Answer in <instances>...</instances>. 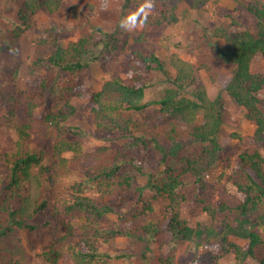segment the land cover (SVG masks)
I'll use <instances>...</instances> for the list:
<instances>
[{
    "label": "trees",
    "instance_id": "obj_1",
    "mask_svg": "<svg viewBox=\"0 0 264 264\" xmlns=\"http://www.w3.org/2000/svg\"><path fill=\"white\" fill-rule=\"evenodd\" d=\"M209 1L194 0V3L201 6ZM12 2L19 5L18 21L13 22L12 27L6 28L4 19L7 16L3 15L4 8L6 11L10 8L0 6V76L7 55L20 50V40L31 25V16L42 9L53 14L65 0ZM243 5L256 19L254 30L250 27L240 30L230 24H220L213 30L204 27L206 40L198 47L214 45L215 59L231 68L232 74L225 87L228 97L244 110L246 119L255 123L254 139L264 142V72L252 70L256 55L264 59V0H248ZM140 19L144 24L161 26L177 21L178 17L172 6L155 14L142 15ZM235 22L238 24V20ZM61 30L55 24L46 28L39 40L40 46L56 45ZM114 33L92 25L90 33L67 46L57 47L51 55L46 57L39 52L38 57H33V69L55 70L57 75L37 86L25 87L19 95L1 93V99L6 102L13 99L15 108L24 109L26 121L17 128L14 147L4 154L6 162L0 175V236L15 230L53 227L60 235H56L43 252L44 259L51 264L108 261L111 253L102 250L98 242L110 243L120 234L132 239L133 245L139 244L142 251L124 248L119 256L145 258L154 251L151 242L160 236L164 250L158 256L161 264H175L169 251L179 242L205 239L223 224L222 229L230 228L231 231L216 244L219 251L215 252L214 259L229 260V264H248V261L264 264V226L254 220L264 215V155L259 150L242 152L237 164L231 167L234 179L230 181L237 188L234 202L200 198L201 211L209 222H200L195 227L181 217V206L189 200L187 187L193 184L206 187V176L213 171L226 145L220 138L222 127L232 123L225 98L221 94L215 98L209 95L201 82L200 70L205 69L214 83L222 81L224 74L176 54L167 63L155 53L145 56L135 51L129 62L133 70L131 80L128 82L115 75L93 94L91 128L87 130L90 136L105 142L123 139L121 146L107 143L86 151L80 142L69 139L67 134L77 131L68 121L76 112L72 99L74 95H81L77 88L78 78L91 60L101 58L102 51H113ZM138 67L162 71L169 85L160 94L147 99V90L152 84L137 72ZM168 67L174 70V76L168 73ZM63 75L65 79L60 82L58 76ZM54 96L58 97L55 106H46L52 103ZM39 107L45 108L42 118L36 115ZM38 122L44 124L52 144V160L48 163L45 162L46 148L40 146L33 150L28 143ZM191 147H197L194 154L188 152ZM67 153H72L71 160L66 157ZM72 168H81L82 180L72 184V194L66 195V187L56 182V178L59 172H69ZM141 176L146 178L144 184L136 182ZM99 180H110L106 195L90 198L75 193L76 187ZM51 185L56 186V203L51 200ZM114 188L120 194L115 204L112 202ZM153 191L154 196L163 197L166 203L158 213L161 214L159 218L157 214L142 224L139 216L155 212L150 198L144 197L145 192ZM134 193L141 197V208L130 209L133 222L122 228L103 226L101 221L110 212L120 213L121 220L127 218L124 211H117L128 205ZM39 216L44 220H39ZM235 225L242 227L241 234L235 231ZM230 233L246 238L247 245L242 247L230 242ZM5 252L9 254L10 264H30L24 248L17 243Z\"/></svg>",
    "mask_w": 264,
    "mask_h": 264
},
{
    "label": "rangeland",
    "instance_id": "obj_2",
    "mask_svg": "<svg viewBox=\"0 0 264 264\" xmlns=\"http://www.w3.org/2000/svg\"><path fill=\"white\" fill-rule=\"evenodd\" d=\"M12 1L0 0V6L3 4L10 8L8 11L4 8L5 13L3 12L4 18L7 16L4 19L6 28L12 27V23L18 21L19 5ZM244 1L248 0H210L207 4L196 6L194 0H65L63 6L53 14L43 9L34 13L30 18V27L24 31L20 40V50L16 54L10 51L11 55H7V63L3 74L0 76V175L6 162L4 154L14 147L15 141L18 139L17 128L26 121L24 109L15 108L13 99L8 102L1 99V93L6 96L19 95L25 87L37 86L43 80L55 77L57 75L55 70L33 69V57H38L39 52L47 57L57 47L67 46L71 42L77 41L83 35L90 33L92 25H97L105 30L115 32L116 41H113V51H102L101 58L91 60L89 65L82 70L77 87L81 95H74L72 103L76 112L68 121L69 125L74 126L77 130L67 134L69 139L80 142L86 151L107 143L113 147H119L123 142V139L115 140L112 143L105 142L101 138L90 136L87 130L91 128L90 116L93 94L100 91L103 84L115 75L128 82L131 80L133 70L129 62L133 52L139 51L145 56L155 53L163 62L167 63H169L171 56L176 54L196 65L207 64L219 74H224L222 81L214 83L205 69L200 70L201 82L206 85L209 95L215 98L221 94L225 98V108L230 113L231 118L229 119L232 120V123H225L222 127L220 138L226 145L213 171L206 176V187L203 189L196 184L187 187L186 194L189 200L184 202L180 209L181 217L188 220L193 227L200 222H209L208 217L202 213V205L198 200L207 198V201L220 202L222 199H227L234 202L237 188L230 181L234 179V177L231 178V167L237 164L239 155L244 151L252 153L259 150L264 155V142H257L254 139L255 123L245 118L244 110L237 107L229 99L225 90L228 78L232 74L231 68L220 64L215 59L216 47L214 45L198 47L206 40L204 27L213 30L220 24H230L232 28L244 30L246 27H250L254 30L256 19L244 7ZM172 6H174L178 17L175 22L153 26L144 24L140 19L142 15L155 14L159 10H165ZM235 18L237 19L235 20ZM237 20L238 24H235ZM52 24L62 28L61 37L56 45L42 48L39 40L45 29ZM252 70L264 72V59L260 55L255 56ZM137 72L152 84V87L147 90V99L160 94L169 85L165 82V74L160 70L138 67ZM168 73L174 76V70L171 67H168ZM58 77L60 82L65 79L64 75ZM262 95L264 96V89ZM57 98L54 96L51 100L52 103H47L46 106L54 107L58 101ZM262 107L264 109V102ZM44 112L45 108L39 107L36 110L37 117L42 118ZM202 117L201 114L200 120ZM49 139L44 124L42 122L36 123L28 143L33 150L40 146L46 148V163L52 160L53 153ZM47 140L48 142H46ZM196 148H188V152L194 154ZM65 155L69 160L72 159V153ZM80 170L81 168H72L69 172L61 171L58 173L56 182L66 187V195L72 194L70 189L72 184L82 180ZM113 179L117 180V178ZM113 179L110 180L113 181ZM110 180H99L83 187H76L75 193L90 198H98L102 194H107V183ZM145 181V176L136 180L140 184H144ZM109 188L111 189V186ZM49 192L52 202L56 203L58 200L56 198V186L51 185ZM145 193L144 197L150 198L155 212L149 213L145 217L139 216L142 224L156 216L163 204L166 203L163 197L154 196L155 191ZM112 200L114 204L120 200V194L116 188H114ZM140 202L141 197L138 193H134L128 205L119 209L120 211L117 209V212H125L126 219L121 220L120 213L110 212L104 216L101 224L119 228L130 225L133 222L131 219H134L130 209L138 208ZM140 208L141 206L138 209ZM160 216L161 214H158L156 218ZM39 220H44V218L39 216ZM254 220L264 226V215H260ZM48 228L42 227L36 231L15 230L11 234L0 236V264H10L7 261L9 254L5 250L12 248L15 243L24 248L30 264H51L44 259L43 252L47 250L46 247L49 243L54 241L56 235H60V232L52 229L53 227ZM222 228H224L223 224L205 239L197 238L179 242L176 247L169 251V254L174 256L175 264H217V262L229 264V260L213 258L215 252L219 251L216 244L223 239L227 232L231 231L230 228L225 230ZM241 228L240 225L234 226L235 231L240 234L242 233ZM240 234L230 233L229 241L245 247L248 240ZM160 238L159 236L151 242L154 251L148 253L149 256L142 258L140 255H132L128 259L119 256L122 249L134 248L139 252L142 251L139 244L133 245L131 243L132 239L120 234L113 238L110 243L100 240L98 243L102 250H108L112 257L99 264H161L162 259L158 256L159 253L163 254L164 250ZM4 254H7L6 258H2ZM233 254L232 252L230 255L233 256ZM248 264H250L249 261Z\"/></svg>",
    "mask_w": 264,
    "mask_h": 264
}]
</instances>
